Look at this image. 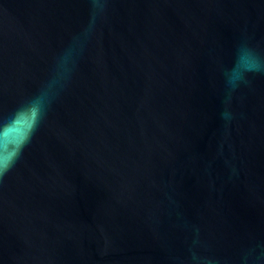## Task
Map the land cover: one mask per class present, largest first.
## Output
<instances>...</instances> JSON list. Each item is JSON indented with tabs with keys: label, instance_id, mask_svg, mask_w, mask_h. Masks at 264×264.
<instances>
[{
	"label": "water",
	"instance_id": "obj_1",
	"mask_svg": "<svg viewBox=\"0 0 264 264\" xmlns=\"http://www.w3.org/2000/svg\"><path fill=\"white\" fill-rule=\"evenodd\" d=\"M30 102L0 264H264V0H0V128Z\"/></svg>",
	"mask_w": 264,
	"mask_h": 264
},
{
	"label": "clouds",
	"instance_id": "obj_2",
	"mask_svg": "<svg viewBox=\"0 0 264 264\" xmlns=\"http://www.w3.org/2000/svg\"><path fill=\"white\" fill-rule=\"evenodd\" d=\"M28 113H36V118L32 121V126L28 132V134L26 135L24 141L21 144V150L23 147V144H26L29 142V140L31 139V135L32 133L35 131L36 127L39 124V113L37 112L36 108L34 107L33 103H29L28 105L22 106L21 108H19L12 116V118L2 126V128H0V131L3 130V128H7L10 124L15 123V121L21 117L22 115L28 114ZM19 156V152L17 153V158ZM15 162V160L13 159L12 161L9 162V164L7 166H0V176H2L11 166L12 164Z\"/></svg>",
	"mask_w": 264,
	"mask_h": 264
}]
</instances>
